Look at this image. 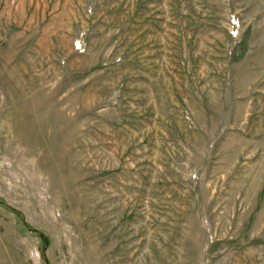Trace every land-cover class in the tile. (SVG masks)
Wrapping results in <instances>:
<instances>
[{
  "label": "rangeland",
  "instance_id": "374dc122",
  "mask_svg": "<svg viewBox=\"0 0 264 264\" xmlns=\"http://www.w3.org/2000/svg\"><path fill=\"white\" fill-rule=\"evenodd\" d=\"M0 264H264V0H0Z\"/></svg>",
  "mask_w": 264,
  "mask_h": 264
}]
</instances>
